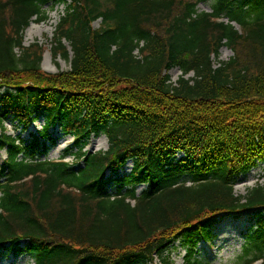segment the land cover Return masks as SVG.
I'll list each match as a JSON object with an SVG mask.
<instances>
[{
    "label": "trees",
    "instance_id": "trees-1",
    "mask_svg": "<svg viewBox=\"0 0 264 264\" xmlns=\"http://www.w3.org/2000/svg\"><path fill=\"white\" fill-rule=\"evenodd\" d=\"M48 4L66 5L51 53L67 61L69 45L67 72H43L44 49L23 44ZM223 48L232 57L214 64ZM10 118L22 132L44 126L26 141L7 134ZM56 128L73 142L40 160ZM100 136L107 150L85 152ZM1 151L0 252L173 264L179 242L184 264H205L197 248L217 219L254 213L233 264H264V185L234 194L264 165V0H0Z\"/></svg>",
    "mask_w": 264,
    "mask_h": 264
},
{
    "label": "rangeland",
    "instance_id": "rangeland-1",
    "mask_svg": "<svg viewBox=\"0 0 264 264\" xmlns=\"http://www.w3.org/2000/svg\"><path fill=\"white\" fill-rule=\"evenodd\" d=\"M66 5H54L48 4L44 7L46 19L40 23H31L29 27L24 31L23 44L28 47L32 44H36L44 49V54L41 62V70L48 74H56L60 72H67L70 70V60L72 54L70 47L65 43V47L69 52V60H63L58 57L53 59L52 38L55 32V28L59 22V19L64 15ZM198 12H211L210 3H201L197 7ZM99 27V21L93 24V28ZM31 29V30H30ZM232 57V52L226 48L221 49L219 57L213 59L214 64L219 61L226 62ZM216 66V65H215ZM168 75L171 82H176L180 76V71L177 69L171 70ZM189 76H192L190 74ZM44 124V119L41 118L37 122L31 124L27 131L22 132L21 127L17 126V123L12 121L5 122V128L8 135L21 137L26 140H31V135L39 137L38 133ZM52 138L55 139V144L48 147L47 152L39 157L40 160L55 161L59 159L62 152L69 147L73 140L68 136H63L58 128L49 130ZM108 148L107 139L104 136L98 138L92 137L89 140L85 152L94 153L98 151H106ZM5 159V153L0 152V166ZM66 162L73 164L74 160L69 157ZM132 167V162H129L123 171L119 172L118 176L129 174ZM109 177V176H108ZM113 177L112 179H114ZM257 185H264V165L258 164L247 175L242 176L236 182L234 186V194L236 196H245L247 191ZM144 187H139L137 193H140ZM254 213H243L236 216H223L218 219L216 225L212 229V235L214 239L212 243L205 244L200 243L197 251L198 258L205 264H233L236 257L240 254L241 248L244 243V235L254 226L255 217ZM24 247V244H22ZM169 257L173 264H184L185 249L179 242H175L169 247ZM158 264L157 260L155 261ZM0 264H33L29 256L26 254H15L13 251L4 250L0 252Z\"/></svg>",
    "mask_w": 264,
    "mask_h": 264
},
{
    "label": "bare ground",
    "instance_id": "bare-ground-1",
    "mask_svg": "<svg viewBox=\"0 0 264 264\" xmlns=\"http://www.w3.org/2000/svg\"><path fill=\"white\" fill-rule=\"evenodd\" d=\"M31 30V29H30Z\"/></svg>",
    "mask_w": 264,
    "mask_h": 264
}]
</instances>
